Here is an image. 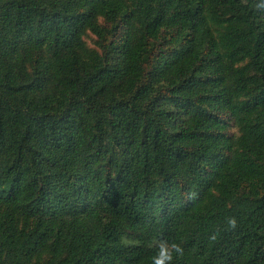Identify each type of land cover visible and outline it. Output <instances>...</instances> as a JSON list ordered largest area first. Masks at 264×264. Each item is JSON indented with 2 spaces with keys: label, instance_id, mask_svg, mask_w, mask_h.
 I'll list each match as a JSON object with an SVG mask.
<instances>
[{
  "label": "trees",
  "instance_id": "1",
  "mask_svg": "<svg viewBox=\"0 0 264 264\" xmlns=\"http://www.w3.org/2000/svg\"><path fill=\"white\" fill-rule=\"evenodd\" d=\"M257 3L0 0V264H264Z\"/></svg>",
  "mask_w": 264,
  "mask_h": 264
},
{
  "label": "clouds",
  "instance_id": "2",
  "mask_svg": "<svg viewBox=\"0 0 264 264\" xmlns=\"http://www.w3.org/2000/svg\"><path fill=\"white\" fill-rule=\"evenodd\" d=\"M258 11H264V0H259L255 5ZM185 198L188 201H195L199 198L196 191H188L185 193ZM225 231H235L238 228V219L235 216H230L225 219ZM217 240V233L209 236L210 242ZM155 253L150 259V264H175L185 254V249L182 242H177L174 239H158L154 244Z\"/></svg>",
  "mask_w": 264,
  "mask_h": 264
}]
</instances>
